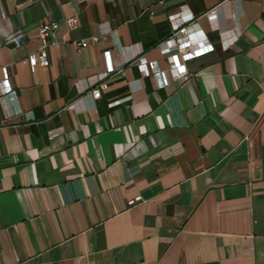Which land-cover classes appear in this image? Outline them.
Wrapping results in <instances>:
<instances>
[{
  "label": "crops",
  "instance_id": "0c3cea01",
  "mask_svg": "<svg viewBox=\"0 0 264 264\" xmlns=\"http://www.w3.org/2000/svg\"><path fill=\"white\" fill-rule=\"evenodd\" d=\"M160 1L0 0V264H264V0Z\"/></svg>",
  "mask_w": 264,
  "mask_h": 264
},
{
  "label": "built area",
  "instance_id": "2783aa9c",
  "mask_svg": "<svg viewBox=\"0 0 264 264\" xmlns=\"http://www.w3.org/2000/svg\"><path fill=\"white\" fill-rule=\"evenodd\" d=\"M164 1V0H161ZM160 1V2H161ZM214 12L210 11L208 13L209 17H213ZM168 20L172 24V30L166 40H164L163 45H165L164 52L168 56L170 67L168 68L167 74L170 78L180 79L182 81L186 80L189 76L185 69V62L198 58L212 51V46L203 41L194 40L193 33L190 30L191 19L188 18H174L173 16H168ZM64 24L67 29L75 28L76 21L72 18H67L64 20ZM57 24L54 22L44 23L38 27L37 30V50L35 54L28 57L27 62L31 68L37 64H45L46 62V48L52 45L51 36L53 31L56 29ZM94 41L95 38H92ZM86 42H77L74 46L78 49L84 48ZM107 60V54H104ZM139 68L142 70L144 75L153 74L159 80V85H166L165 79H162L163 74L156 70L154 62H145L142 58L139 59ZM108 71L109 68H108ZM95 78L91 80L88 84H85L82 88H87V85L97 84L98 87L94 88L89 92V95L93 99L99 97L100 90L104 89V84L101 79ZM0 90L2 96L10 95V89L5 80L0 82Z\"/></svg>",
  "mask_w": 264,
  "mask_h": 264
}]
</instances>
